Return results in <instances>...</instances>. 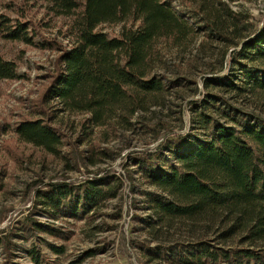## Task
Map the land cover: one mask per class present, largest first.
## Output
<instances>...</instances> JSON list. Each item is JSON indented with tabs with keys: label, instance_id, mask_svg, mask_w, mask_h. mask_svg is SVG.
Instances as JSON below:
<instances>
[{
	"label": "trees",
	"instance_id": "obj_1",
	"mask_svg": "<svg viewBox=\"0 0 264 264\" xmlns=\"http://www.w3.org/2000/svg\"><path fill=\"white\" fill-rule=\"evenodd\" d=\"M48 1L57 15L71 19L70 47L37 44L36 32L23 15L12 18L4 12L0 39L59 51L41 101L54 100L66 112L88 115L83 123L86 136L95 127L129 130L138 113L164 107L172 94L182 98L186 90L200 93L192 79H170L156 72L163 67V42L183 49L203 35L221 45L218 67L205 68L211 75L202 79L203 99L189 102L194 117L190 131L172 132L156 150L129 155L142 184L152 188L140 192L150 215L133 218L149 240L145 244L131 240L130 245L142 248L148 262L161 264H264V120L251 122L212 92L218 88L233 96L264 94V22L254 30L249 15L220 0H201L188 10L177 9L168 0ZM102 24L122 28L118 35H108L99 30ZM227 55L228 72L217 75L227 67ZM17 67L13 60L0 57V79L19 78ZM179 120L182 125L181 116ZM161 127L167 128L165 123ZM149 128L157 138L161 129ZM14 131L20 141L53 156L60 154L62 135L49 122L24 119ZM89 147L95 149L92 143ZM128 177L133 181L131 172ZM122 185L120 176L108 173L79 184L49 183L38 190L36 203L53 218L92 219L93 213L120 196ZM177 228L185 232L184 239L175 235ZM34 233L64 242L72 235L26 217L0 234V264H20L12 251L15 240L28 241ZM43 243L54 255L65 253L63 244ZM27 254L30 264L58 263L34 244Z\"/></svg>",
	"mask_w": 264,
	"mask_h": 264
},
{
	"label": "rangeland",
	"instance_id": "obj_2",
	"mask_svg": "<svg viewBox=\"0 0 264 264\" xmlns=\"http://www.w3.org/2000/svg\"><path fill=\"white\" fill-rule=\"evenodd\" d=\"M168 1L177 9L188 10L197 8L201 0ZM220 1L226 2L235 11L249 15L254 30L263 24L264 0ZM54 8L48 0H0V12L12 18L23 15L31 23L36 32L34 41L37 44L51 42L68 48L72 43L67 35L71 19L57 15ZM98 28L108 35H118L122 24H102ZM162 46L163 67L156 72L170 79H192L196 81L200 93L192 94L191 90H186L182 98L179 94H172L164 107L138 113L129 130L95 127L86 136L83 123L88 115L66 112L54 100L41 101L59 51L51 46L26 45L0 39V57L16 62L20 75L17 79H0V234L18 226L26 217L34 218L42 225L51 224L72 232L66 242L41 233H34L28 241L16 239L12 249L16 262L30 264L27 251L34 244L49 258L57 260V264H161L158 261L148 262V257L141 252L142 248L130 245L131 240L139 244L149 240L147 233L140 229L141 223L133 218L135 215L143 218L150 215L143 208L140 192L152 188L142 184L129 155L133 151L156 150L159 143L172 132L186 134L190 131L194 117L189 102L203 99L205 91L202 79L211 75L205 68L208 64L218 67L221 49L218 42H210L203 35H199L187 48H176L165 42ZM225 61L227 67L217 75L228 72V55ZM212 92L217 98L221 97L224 106L234 108L239 115H248L251 122L255 119L264 120V94L233 96L218 92V88H212ZM32 117L49 122L60 132L62 143L58 156L18 139L14 131L16 124ZM214 117L218 118V112ZM220 122L223 123L224 119L220 118ZM163 123L166 129H162ZM154 125L161 129L157 138L149 128ZM193 131L196 132L195 129ZM90 143L95 149L89 147ZM129 171L133 181L128 177ZM105 173L121 177V193L93 213L92 219L53 218L41 204L36 203L39 200L38 190L46 187L45 184H79L96 174L101 177ZM175 235L185 238V232L178 228L175 229ZM43 240L65 245V253L54 255ZM149 242L155 246L154 242ZM2 258L3 252L0 250V261Z\"/></svg>",
	"mask_w": 264,
	"mask_h": 264
}]
</instances>
